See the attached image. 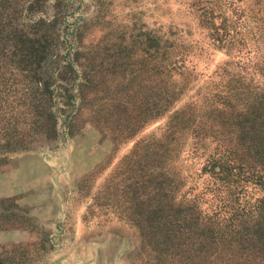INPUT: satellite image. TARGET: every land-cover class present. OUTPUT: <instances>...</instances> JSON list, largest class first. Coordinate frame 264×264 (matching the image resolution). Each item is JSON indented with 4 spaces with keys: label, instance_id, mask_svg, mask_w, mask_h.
Masks as SVG:
<instances>
[{
    "label": "rangeland",
    "instance_id": "rangeland-1",
    "mask_svg": "<svg viewBox=\"0 0 264 264\" xmlns=\"http://www.w3.org/2000/svg\"><path fill=\"white\" fill-rule=\"evenodd\" d=\"M261 99L264 0H0V264H158L135 212L262 195Z\"/></svg>",
    "mask_w": 264,
    "mask_h": 264
},
{
    "label": "trees",
    "instance_id": "trees-1",
    "mask_svg": "<svg viewBox=\"0 0 264 264\" xmlns=\"http://www.w3.org/2000/svg\"><path fill=\"white\" fill-rule=\"evenodd\" d=\"M19 40L21 43L32 41L28 36H20ZM253 101L254 104L242 108L237 118L241 120L237 124L240 143L245 149L241 159L256 156L264 165V99ZM191 121V115L184 110L175 111L169 118L165 141L177 140L175 132L186 130ZM246 141L250 144L246 145ZM172 150L171 147L165 149L168 154ZM157 154L155 149L151 153L152 157ZM223 164L220 169L228 172L225 164L229 163ZM240 175L242 181L261 187L263 193L254 202L229 200L225 194L209 211L195 210L190 200L181 202L176 209L169 203V210L146 212L151 222L149 226H141L142 214L134 213L140 236L152 247L149 253L158 264H187L192 260L197 264H264V175L259 172L241 174L240 171L235 174L237 178Z\"/></svg>",
    "mask_w": 264,
    "mask_h": 264
}]
</instances>
